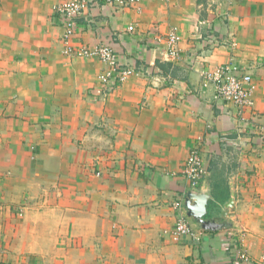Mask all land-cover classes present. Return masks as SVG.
I'll return each mask as SVG.
<instances>
[{"label": "crops", "instance_id": "0c3cea01", "mask_svg": "<svg viewBox=\"0 0 264 264\" xmlns=\"http://www.w3.org/2000/svg\"><path fill=\"white\" fill-rule=\"evenodd\" d=\"M60 1L0 0V264H264V0H85L72 46L110 44L135 68L104 94L105 64L64 53ZM232 60L254 76L244 113L202 73ZM189 191L224 227L188 215ZM180 199L197 237L174 233Z\"/></svg>", "mask_w": 264, "mask_h": 264}, {"label": "built area", "instance_id": "2783aa9c", "mask_svg": "<svg viewBox=\"0 0 264 264\" xmlns=\"http://www.w3.org/2000/svg\"><path fill=\"white\" fill-rule=\"evenodd\" d=\"M102 1L120 8H127L136 6L142 0ZM86 7L87 3L85 0H61L56 6L57 11L64 18V53L77 57H97L105 64L104 69L98 76L100 84L98 91L104 94L113 91L119 84L131 77L134 74L135 68L133 66H125L121 62L117 51L110 44H101L96 47L82 46L79 48L72 46L70 39L75 33L77 18ZM180 40L181 36L175 30L169 32L166 36L168 53L173 57L180 56ZM220 42H231V46H234L236 43L235 40L229 41V39L212 34L208 44L216 45ZM202 73L206 83L214 85L216 99L232 102L237 106L240 113L253 109L255 104L253 98L254 76L249 67L242 66L232 60L214 68H205ZM262 130H264V126H262ZM183 174L190 181L193 188H196L208 174V167L197 147H194L189 152L183 165ZM173 206L178 210L174 233L176 235L197 237L198 233L194 231L189 222L184 201L181 199L177 200ZM239 260L249 261L250 255L247 251L239 249L237 261Z\"/></svg>", "mask_w": 264, "mask_h": 264}, {"label": "water", "instance_id": "95a60500", "mask_svg": "<svg viewBox=\"0 0 264 264\" xmlns=\"http://www.w3.org/2000/svg\"><path fill=\"white\" fill-rule=\"evenodd\" d=\"M233 193H235L233 189ZM209 195L189 191L186 197V206L188 208V215L197 219L205 229L217 230L224 227V224L217 219H208L205 217L208 208ZM234 197H231L226 204V209L222 212L223 216H227L234 206Z\"/></svg>", "mask_w": 264, "mask_h": 264}, {"label": "rangeland", "instance_id": "374dc122", "mask_svg": "<svg viewBox=\"0 0 264 264\" xmlns=\"http://www.w3.org/2000/svg\"><path fill=\"white\" fill-rule=\"evenodd\" d=\"M73 36V35H72ZM234 41V40H233ZM223 44H226V43H223V42H220L219 44H216L215 47L217 46H222ZM227 45V44H226ZM74 47V46H73ZM86 47H89V46H86ZM76 48V47H75ZM79 48V47H78ZM65 49V48H64ZM74 56V55H72ZM74 57H77V56H74ZM214 68V67H213Z\"/></svg>", "mask_w": 264, "mask_h": 264}]
</instances>
